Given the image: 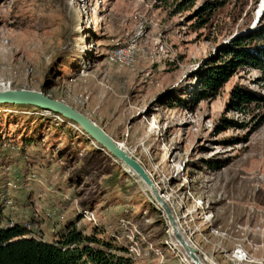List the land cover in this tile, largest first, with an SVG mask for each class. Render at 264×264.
I'll list each match as a JSON object with an SVG mask.
<instances>
[{
  "label": "rangeland",
  "instance_id": "rangeland-1",
  "mask_svg": "<svg viewBox=\"0 0 264 264\" xmlns=\"http://www.w3.org/2000/svg\"><path fill=\"white\" fill-rule=\"evenodd\" d=\"M208 1L217 0H0V90L43 91L124 144L204 264H264V73L237 67L215 96L198 98L200 76L227 58L224 48L242 38L264 44V0H218L198 16ZM120 49L122 63L110 60ZM238 90L252 98L235 107ZM31 106L1 104L0 137L39 140L25 161L38 180L0 189L22 196L36 186L30 199L46 218L45 237L48 225L86 208L96 222L79 225L121 245L133 264H194L133 170L77 123ZM10 153L12 168L24 169L25 158Z\"/></svg>",
  "mask_w": 264,
  "mask_h": 264
},
{
  "label": "trees",
  "instance_id": "trees-1",
  "mask_svg": "<svg viewBox=\"0 0 264 264\" xmlns=\"http://www.w3.org/2000/svg\"><path fill=\"white\" fill-rule=\"evenodd\" d=\"M187 1L193 2L194 0ZM217 3H219L218 0L214 3L208 1L196 11L197 15L204 16L206 11H211ZM258 32L252 35L251 39H255ZM251 43L252 41L242 38L238 39L233 47L228 46L223 49V56L229 57L228 59L232 58L230 60L222 58V61L219 60V63L213 65L209 72L200 76V87L202 88L198 93L200 100L208 98L210 93L211 97L215 96V91L230 79L231 71L236 70L237 67L249 65L261 69L264 73V44L252 45ZM235 97L236 100L232 103L235 107L244 102H250L252 98L251 95L240 90L236 91ZM178 100L182 104L180 99ZM19 106L32 107L25 104H19ZM39 144V140L36 141L34 138L24 139L23 142L17 143L0 137V167L1 162L6 157L8 158L6 168L2 171L5 176L0 184L12 178L11 170L20 169V166L16 168L11 166L15 161L10 153L11 149H14V152L18 151L19 157L25 158L21 165L26 167L27 150L31 147L37 148ZM8 201H12L13 205H18L21 213L15 215L11 209L7 210ZM39 219L38 212L33 208L30 194L21 201L19 196H10L4 189H0V264H133L132 259L126 255L125 249L120 247L121 245L114 243L112 239L101 237L97 229L87 232V228L80 226L82 219L80 212L75 218L64 219L57 230L52 232L50 238H45L44 230L38 228L37 225L41 223ZM25 221L30 223V229L35 236H27L29 230L25 226Z\"/></svg>",
  "mask_w": 264,
  "mask_h": 264
},
{
  "label": "water",
  "instance_id": "water-1",
  "mask_svg": "<svg viewBox=\"0 0 264 264\" xmlns=\"http://www.w3.org/2000/svg\"><path fill=\"white\" fill-rule=\"evenodd\" d=\"M25 104L40 107L50 113L59 114L63 118L75 121L82 129V131L91 139H94L100 146H102L109 154L119 159L124 165L132 168L142 181L148 186V189L154 194L157 199L159 198V192L155 189L153 182L145 171L142 164L132 155L129 154L120 143L110 136L105 130L98 125L94 120L88 118L83 112L72 107L64 101L53 99L45 94L43 91L30 90V89H5L0 91V105L1 104ZM167 215L171 216L170 209L166 211ZM196 258L193 249H189Z\"/></svg>",
  "mask_w": 264,
  "mask_h": 264
},
{
  "label": "bare ground",
  "instance_id": "bare-ground-1",
  "mask_svg": "<svg viewBox=\"0 0 264 264\" xmlns=\"http://www.w3.org/2000/svg\"><path fill=\"white\" fill-rule=\"evenodd\" d=\"M1 90H5V89H1ZM0 90V91H1ZM121 146H122V148H124L125 149V147H124V144H120ZM126 150V149H125ZM139 161V160H138ZM140 162V161H139ZM141 163V162H140ZM142 164V163H141ZM142 166L144 167V165L142 164ZM129 168V167H128ZM130 169V168H129ZM144 169H145V171L148 173V171L146 170V168L144 167ZM130 170H133L132 168L130 169ZM134 171V170H133ZM135 172V171H134ZM135 174H137V172H135ZM148 175L150 176V174L148 173ZM137 176L139 177V175L137 174ZM140 178V177H139ZM150 178H151V176H150ZM140 180H142L141 178H140ZM151 180H152V178H151ZM152 182H153V185H154V187H155V189L157 190V192H159V189L157 188L158 186H157V184L154 182V180H152ZM145 184V183H144ZM146 185V184H145ZM146 187L148 188V186L146 185ZM154 195V194H153ZM155 197V196H154ZM156 198V197H155ZM159 198L160 199H157L158 201H159V203L163 206V208L165 209V212L168 210V209H170V204H169V199H167V198H165V196H161V193L159 192ZM198 200H201V199H198ZM201 201H203V200H201ZM198 209L199 208H202L203 206H200V205H198V206H196ZM170 212H171V210H170ZM171 216H172V212H171ZM212 218H213V216H208V215H206L205 217H203V216H201L200 217V219H202V220H204V222L205 223H210V224H212ZM171 220V222H172V229H173V231H174V233L177 235L178 234V239H180V242H181V244H182V247L186 250V252H188L189 253V258L191 259V261H192V263H194V264H204L203 263V261L201 260V258L199 257V255H198V252L196 251V248L192 245V242H193V240H192V242H190V239H192L191 237H189V238H187V242L185 241L186 240V238H184L181 234H179V229L181 230V224H180V221L178 220V219H174V216H173V218L172 219H170ZM182 225H184V224H182ZM184 227H185V225H184ZM194 243V242H193ZM193 249V252H195V254H196V258L193 256V253L192 252H190V250L189 249ZM238 248V253L240 254V255H238V257H240V259L241 260H239L240 261V263L241 262H245V259L248 257V255H249V252L247 251V250H245V248L243 247V246H238L237 247ZM244 264V263H243Z\"/></svg>",
  "mask_w": 264,
  "mask_h": 264
},
{
  "label": "built area",
  "instance_id": "built-area-1",
  "mask_svg": "<svg viewBox=\"0 0 264 264\" xmlns=\"http://www.w3.org/2000/svg\"><path fill=\"white\" fill-rule=\"evenodd\" d=\"M124 54H125V50H122V49H120V50H118V52H116L115 54H113L111 57H110V60H112V61H119V62H121L122 63V58H123V56H124ZM7 171H9V168L7 167ZM27 171L28 172H26V178H25V180H27L26 181V183H28L29 181H36V180H38V174H36V172L35 171H33V169L31 168V166L30 167H27ZM6 185L7 186H9V187H17V185L11 180V179H9L7 182H6ZM196 200V199H195ZM198 201H200L199 203L200 204H198V205H200V206H203L204 205V201H201V200H198ZM197 205V206H198ZM195 210V209H194ZM80 213H81V215H82V219H84V220H86V221H88V222H96V217H95V213L93 212V211H91V210H88V209H86V208H84V209H82L81 211H80ZM200 214H194V215H192V217H194V216H199ZM195 217V221H194V223L197 221L196 218ZM206 225H210V226H206V227H208V228H210L211 227V225L212 224H206ZM25 226H26V228L29 230V232H28V234H27V236H29V237H32V236H35V234L31 231V229H30V223H28V222H26L25 223ZM203 229H205L204 227H203ZM213 228L211 227V230H212ZM216 231V230H215ZM217 234H219V232L217 231Z\"/></svg>",
  "mask_w": 264,
  "mask_h": 264
},
{
  "label": "crops",
  "instance_id": "crops-1",
  "mask_svg": "<svg viewBox=\"0 0 264 264\" xmlns=\"http://www.w3.org/2000/svg\"><path fill=\"white\" fill-rule=\"evenodd\" d=\"M34 171V170H33ZM26 172H28L27 171V168L26 167H24V169H19V170H13V173H12V175H11V173H10V175H11V177L14 175V177H12L13 179H15V181H13L12 180V178H11V180L17 185V187H10V189L11 190H15V189H19L20 188V186L18 185V180L20 181L21 179H25V177H26ZM31 186V187H30ZM36 188V186L34 187L33 185H26L25 187L23 186L22 187V196H19L20 198H21V201L22 200H24L25 198H26V196L27 195H31V193H30V191H34V189ZM24 193V194H23ZM16 207V206H15ZM36 211L38 212V215H39V217H40V224H39V229H43V226H42V221H44L46 218H45V216H44V213L43 212H40V211H38L37 209H36ZM14 212H16V213H21L20 211H18V208L16 207V210H14ZM66 218H70V217H65V218H63L58 224H56V225H54V226H50V225H48V229H50V235L48 236V237H45V234H44V237L45 238H50L51 237V234H52V232L53 231H55V230H57V228L60 226V224H61V222L64 220V219H66ZM48 219V218H47ZM24 220H26V219H24ZM42 220V221H41ZM26 222V221H25ZM38 226V225H37ZM45 233V232H44Z\"/></svg>",
  "mask_w": 264,
  "mask_h": 264
}]
</instances>
